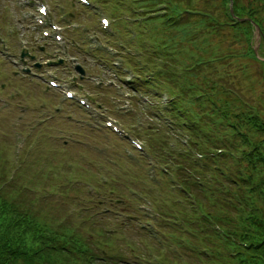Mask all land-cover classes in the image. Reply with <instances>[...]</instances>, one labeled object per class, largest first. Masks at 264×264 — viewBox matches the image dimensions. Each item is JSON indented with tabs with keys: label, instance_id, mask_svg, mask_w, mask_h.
Here are the masks:
<instances>
[{
	"label": "rangeland",
	"instance_id": "1",
	"mask_svg": "<svg viewBox=\"0 0 264 264\" xmlns=\"http://www.w3.org/2000/svg\"><path fill=\"white\" fill-rule=\"evenodd\" d=\"M204 1L207 0H181V3L202 9ZM208 1V9L202 11L204 14L209 11L210 25L193 28L194 23L190 22L186 30L180 31L171 29L172 26L156 27L154 20H143L145 15L140 13L137 0H86L83 4L76 0H30L25 8L22 0H0V158L7 162L5 177L15 169L13 179H20L22 186L25 184L24 198L36 201V197L45 196L48 204L44 210L57 220L67 219L85 233L91 220H98L103 228L110 229L118 238L121 255H125L120 264H138L140 258L132 254L128 244L135 241L143 246L147 236L137 228L143 224L148 227L145 220L151 214L157 216L155 221L149 220L156 231L160 213L154 207L155 201L166 200L161 196V187L156 185L162 186L159 181L165 180L159 170L166 168L163 161L167 157L153 147L157 143L162 146L161 152L166 153L169 146H179L176 138L183 134L171 131L175 127L170 124L172 112L164 111L163 103H167L170 95L178 97L181 88L182 103L191 99L190 84H194L186 81L184 69L199 56L206 57L198 49L200 38L211 40L213 45L209 41L207 47L215 50L216 55L226 52L230 45L227 30L218 24L222 0ZM39 2L48 6V19L60 20L62 14L71 18L69 22L70 18L65 17V50L57 49L51 40H43L34 26ZM228 6L231 7V0ZM100 16L108 20L103 31L99 29ZM70 43L75 46L72 52L68 50ZM65 54L77 58L73 62L83 68L82 78ZM58 58L62 59L59 64L55 63ZM162 63L159 74L167 69V80L157 73ZM250 64L248 68H254ZM17 66L24 72H19ZM226 70V78L235 72ZM151 72L153 77H145ZM70 73L77 75L75 80L70 79ZM257 74L249 71L246 76H238L243 83L237 82L236 89L247 100L259 93L264 98V78L257 79ZM49 80H56V85L61 86L53 87ZM232 83L235 85L234 80ZM65 90L84 98L86 111L74 98H67ZM191 108L199 120L204 108L198 105ZM184 110L179 109L176 122L188 119L187 112L182 115ZM106 121L121 133L111 130ZM164 124L170 130H165ZM129 138L139 146H134L136 150ZM27 161L33 165L26 171L20 169ZM149 170L155 172L156 181L149 179ZM169 195L166 191L164 196ZM172 198L164 204L169 211L174 210ZM107 201H111L113 210L102 212ZM84 207L86 213L81 211ZM101 214L106 216L99 219ZM128 214L138 217L131 218ZM119 224L126 225L123 231L118 229ZM154 230L150 231L153 236ZM143 250L149 252L146 247Z\"/></svg>",
	"mask_w": 264,
	"mask_h": 264
},
{
	"label": "trees",
	"instance_id": "2",
	"mask_svg": "<svg viewBox=\"0 0 264 264\" xmlns=\"http://www.w3.org/2000/svg\"><path fill=\"white\" fill-rule=\"evenodd\" d=\"M137 2L140 13L145 15L143 20H154L156 27L172 26L181 31L190 22L193 28L210 25L209 11H202L208 9V0L202 9H192L181 0L180 4L177 0ZM221 9L218 24L227 30V51L216 55L207 47L209 41L213 45L211 40L200 38L198 49L206 57L199 56L184 69L186 81L194 84H190L191 99L182 103L181 88L178 97L172 95L167 103L166 110H171L173 116L170 124L175 126L171 131L183 135L176 138L177 148L170 147L169 140L166 153L157 143L153 149L167 157L163 161L166 168L159 170L165 180H158L162 186L156 187H161V196L166 200L173 197L174 210L166 209V200L155 201L154 207L160 213L155 236L150 229L137 228L145 232L146 242L143 246L135 241L128 244L132 254L140 258L138 264H264V98L259 93L247 100L236 89L237 82L243 83L238 76H246L249 71H257V79L264 78V0H231L232 13L228 0H222ZM255 27L259 29L258 39ZM249 64L254 68L249 69ZM160 67L158 76L167 80V69L160 75L163 64ZM226 69L235 72L226 78ZM192 105L204 108L199 120ZM180 108L185 109L182 115L187 112L189 117L176 122ZM164 129L168 131L169 127L165 125ZM32 165L27 161L20 169L26 171ZM6 166L7 162L0 158V264L124 261L118 238L110 229L91 220L85 233L67 219L57 220L44 210L48 204L45 196L36 197V201L24 198L25 184L13 179V168L6 178ZM166 191L170 192L168 197L164 196ZM105 203L102 212L113 210L111 201ZM81 211L86 213L87 207ZM105 216L101 214L99 219ZM125 226L119 224L118 229L123 231Z\"/></svg>",
	"mask_w": 264,
	"mask_h": 264
},
{
	"label": "flooded vegetation",
	"instance_id": "3",
	"mask_svg": "<svg viewBox=\"0 0 264 264\" xmlns=\"http://www.w3.org/2000/svg\"><path fill=\"white\" fill-rule=\"evenodd\" d=\"M59 24H61V22H59ZM52 41V40H51ZM66 41H67V39L65 40V42H64V46H65V44H66ZM66 47V46H65ZM40 49H43V48H40ZM68 50L71 52V50H73L72 49V47H71V44H69V46H68ZM69 55V54H68ZM62 60V59H61ZM37 65V67H39L38 65L39 64H36Z\"/></svg>",
	"mask_w": 264,
	"mask_h": 264
},
{
	"label": "water",
	"instance_id": "4",
	"mask_svg": "<svg viewBox=\"0 0 264 264\" xmlns=\"http://www.w3.org/2000/svg\"><path fill=\"white\" fill-rule=\"evenodd\" d=\"M255 35L257 38H259V36H260L258 27H255Z\"/></svg>",
	"mask_w": 264,
	"mask_h": 264
}]
</instances>
